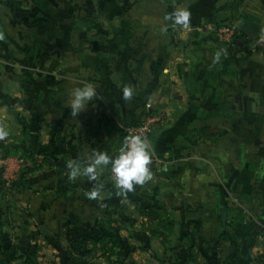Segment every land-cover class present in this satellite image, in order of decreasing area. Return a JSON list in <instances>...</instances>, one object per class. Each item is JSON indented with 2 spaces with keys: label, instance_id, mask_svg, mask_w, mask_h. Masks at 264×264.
I'll return each mask as SVG.
<instances>
[{
  "label": "crops",
  "instance_id": "obj_1",
  "mask_svg": "<svg viewBox=\"0 0 264 264\" xmlns=\"http://www.w3.org/2000/svg\"><path fill=\"white\" fill-rule=\"evenodd\" d=\"M183 11L187 25L175 22ZM226 24L239 31L229 46L214 32ZM246 25L252 38L238 45ZM86 84L97 98L73 116L71 93ZM148 110L163 122L148 142L152 176L132 195V223L145 208L153 222L194 226L220 175L254 183L253 158L264 154L233 128L250 127L246 113L264 114V0H0V127L9 133L0 138V264L11 241L58 264L52 242L70 225L125 206L110 165L71 180L67 163L117 156L126 127Z\"/></svg>",
  "mask_w": 264,
  "mask_h": 264
},
{
  "label": "rangeland",
  "instance_id": "obj_2",
  "mask_svg": "<svg viewBox=\"0 0 264 264\" xmlns=\"http://www.w3.org/2000/svg\"><path fill=\"white\" fill-rule=\"evenodd\" d=\"M263 116L261 112L246 113L250 127L233 128L236 134L249 131L254 140L251 145L245 141L244 147L259 155L264 154ZM253 159L252 173L257 176L251 180L256 181L227 185L230 177L220 175L222 187L212 192L211 201L202 202L201 223L180 224L177 218H172L173 224L153 222L146 218L144 208L139 209L136 225L130 219L132 198L122 195L123 208H107L101 222L70 225L65 237L52 242L59 248L58 264H264V160ZM196 211L200 213L199 208ZM100 212L103 216L102 209ZM232 230L237 233L235 238ZM4 246L11 248L7 264H41L31 258L28 247L13 241Z\"/></svg>",
  "mask_w": 264,
  "mask_h": 264
},
{
  "label": "clouds",
  "instance_id": "obj_3",
  "mask_svg": "<svg viewBox=\"0 0 264 264\" xmlns=\"http://www.w3.org/2000/svg\"><path fill=\"white\" fill-rule=\"evenodd\" d=\"M189 15L187 11L178 12L175 15V22L187 25ZM216 59H219V54H217ZM97 95L96 87L92 84L75 88L71 93V98L68 103L71 114L76 116L85 110L89 103L97 98ZM132 96L133 89L131 86L125 87L123 90V98L130 100ZM8 135V131L0 127V138L7 137ZM109 165L115 178L116 187L119 189L117 194L126 196L128 192L134 190V185L143 184L152 176L150 171L151 153L149 151L148 141L140 135L132 136L125 141L119 154L115 157L110 156L106 152H93L83 168L76 161L69 160L67 163V167L70 169L69 179L75 180L80 175H86L90 179H96L97 169ZM101 187L102 185L93 189L87 195L90 198L98 197Z\"/></svg>",
  "mask_w": 264,
  "mask_h": 264
},
{
  "label": "built area",
  "instance_id": "obj_4",
  "mask_svg": "<svg viewBox=\"0 0 264 264\" xmlns=\"http://www.w3.org/2000/svg\"><path fill=\"white\" fill-rule=\"evenodd\" d=\"M214 32L216 33L218 40L228 46L234 44L239 36L238 29L235 26L228 24L215 27ZM146 107L149 108L150 104L147 103ZM162 122V114L148 110V112L142 118L136 120L126 127L124 133V143L128 138L136 135L144 137L149 142L154 129Z\"/></svg>",
  "mask_w": 264,
  "mask_h": 264
},
{
  "label": "water",
  "instance_id": "obj_5",
  "mask_svg": "<svg viewBox=\"0 0 264 264\" xmlns=\"http://www.w3.org/2000/svg\"><path fill=\"white\" fill-rule=\"evenodd\" d=\"M243 35L242 37L238 40V45H242V43L248 39H251L252 38V31L250 29V26L249 25H246L243 29ZM40 229L42 230V227H40Z\"/></svg>",
  "mask_w": 264,
  "mask_h": 264
},
{
  "label": "trees",
  "instance_id": "obj_6",
  "mask_svg": "<svg viewBox=\"0 0 264 264\" xmlns=\"http://www.w3.org/2000/svg\"><path fill=\"white\" fill-rule=\"evenodd\" d=\"M36 155L35 156H31L29 159H30V161L31 162H36ZM141 184H139V185H134V190L133 191H131V192H128L127 193V195L126 196H124V198L126 197V198H129L130 197V199L132 198V200H133V196H132V194L134 193V191L136 190V189H138V187L140 186ZM11 187H13V185H11ZM131 200V201H132Z\"/></svg>",
  "mask_w": 264,
  "mask_h": 264
}]
</instances>
